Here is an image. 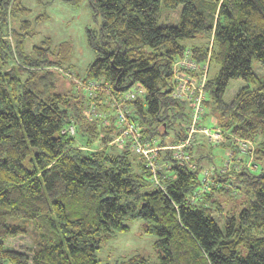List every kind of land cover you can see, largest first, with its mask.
Segmentation results:
<instances>
[{
    "label": "trees",
    "instance_id": "1",
    "mask_svg": "<svg viewBox=\"0 0 264 264\" xmlns=\"http://www.w3.org/2000/svg\"><path fill=\"white\" fill-rule=\"evenodd\" d=\"M88 2L98 23L86 31L95 57L77 76L110 92L94 96L72 81L58 89L70 44L47 38L27 50L30 21L21 16L30 8L0 0V264H101L102 242L137 218L155 236L153 264H264V76L252 68L255 59L264 70V0ZM179 5L176 23H159L162 7ZM186 52L196 64L210 60L199 123L212 116L222 138L207 144L229 153L209 168L210 152L190 167L161 150L159 187L128 143H111L114 99L142 87L143 97L125 101L142 139H182L191 104L172 97L173 66ZM232 79L243 84L225 101ZM71 124L73 135L62 132ZM253 141L257 171L237 147ZM17 237L30 246H8ZM113 264L150 263L134 254Z\"/></svg>",
    "mask_w": 264,
    "mask_h": 264
},
{
    "label": "rangeland",
    "instance_id": "2",
    "mask_svg": "<svg viewBox=\"0 0 264 264\" xmlns=\"http://www.w3.org/2000/svg\"><path fill=\"white\" fill-rule=\"evenodd\" d=\"M23 3L30 8L28 15L21 16V19L30 21V26L26 28V30L30 31V34L25 38L26 49L30 50L34 45H43L42 41L47 38L50 39V44L54 47L61 42H68L71 47V60L69 64L65 65L68 70L62 68V71H58L55 69L57 72L63 73V75L65 74L64 76L66 77V79L63 77L59 79L57 83L58 89H67L72 81L77 87L79 86L81 90H84L81 85L82 82L86 83L92 79L84 81L77 75H82L87 64L95 57L94 51L88 44L86 31L87 28L96 29L98 27V23L94 19V14L88 0H82L76 4L64 0H23ZM161 9L160 24H173L177 22V18L181 11V5L174 9L165 7ZM195 42H197L196 39L186 41L188 45ZM252 68L260 77L264 76V70L255 59L252 60ZM216 70L217 65L211 64L210 75H213ZM242 84L243 82L239 79L230 80L224 93L225 101H229ZM85 94L89 95L88 91H85ZM202 124L205 127H215V120L212 116L207 115L202 121ZM206 139L207 137L202 133H196L195 141L192 146L191 159L198 157L202 153L210 152L212 161L209 163V166L207 165L209 168L225 165L229 148L214 144L210 146L207 144L209 142H207ZM237 144V147L241 149L238 152L241 155L247 153V162L250 161V167L255 168L254 165L257 164V162H254V153L253 150H251L254 148L255 142L246 143V145L238 142ZM259 168L260 166H257L255 171ZM203 176V171H201L200 178H203ZM143 225V220L137 218L129 223L128 230L116 232L111 237L104 240L96 252V259L99 260L101 264H113L116 260H122L134 254H140L146 257L150 264L158 262L159 253L153 244L155 236L144 232ZM7 244L10 247L17 248L22 246L29 247L31 242L27 237H17L9 239Z\"/></svg>",
    "mask_w": 264,
    "mask_h": 264
},
{
    "label": "built area",
    "instance_id": "3",
    "mask_svg": "<svg viewBox=\"0 0 264 264\" xmlns=\"http://www.w3.org/2000/svg\"><path fill=\"white\" fill-rule=\"evenodd\" d=\"M209 62V59H205L202 64H196L188 52L174 62L172 97L188 101L191 104L186 136L178 141L160 145L156 139L151 141L142 139L141 128L131 120L130 111H128L125 105V101L127 100H133L139 96L143 97L144 90L142 87L136 86L129 89L120 101L114 99L116 111L115 123L118 126V133L111 142L119 146L128 143L136 154L142 156L146 166L152 172L154 185L161 187L160 180L157 177V169L161 168L157 158L161 150L171 151V156L174 159H177L180 163L194 167L195 164L191 160L190 149L195 141L196 133L200 132L204 134L210 141H220L222 138V132L217 127H205L199 123L201 115L204 112L202 100L204 99V87L208 75ZM81 85L92 96L98 91L110 93L108 92V87H103L100 82L95 80H90L86 83L82 82ZM86 113L92 117L96 113L94 106L92 105ZM62 132L73 135L75 133L74 126L71 124L67 128H64Z\"/></svg>",
    "mask_w": 264,
    "mask_h": 264
}]
</instances>
